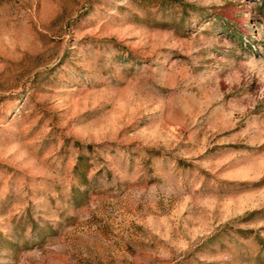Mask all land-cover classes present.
Here are the masks:
<instances>
[{
    "label": "rangeland",
    "instance_id": "374dc122",
    "mask_svg": "<svg viewBox=\"0 0 264 264\" xmlns=\"http://www.w3.org/2000/svg\"><path fill=\"white\" fill-rule=\"evenodd\" d=\"M0 264H264V0H0Z\"/></svg>",
    "mask_w": 264,
    "mask_h": 264
}]
</instances>
